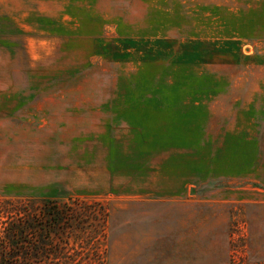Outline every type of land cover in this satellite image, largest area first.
I'll use <instances>...</instances> for the list:
<instances>
[{"label": "rangeland", "instance_id": "obj_1", "mask_svg": "<svg viewBox=\"0 0 264 264\" xmlns=\"http://www.w3.org/2000/svg\"><path fill=\"white\" fill-rule=\"evenodd\" d=\"M48 201L89 263L264 264V0H0V231Z\"/></svg>", "mask_w": 264, "mask_h": 264}, {"label": "trees", "instance_id": "obj_2", "mask_svg": "<svg viewBox=\"0 0 264 264\" xmlns=\"http://www.w3.org/2000/svg\"><path fill=\"white\" fill-rule=\"evenodd\" d=\"M68 215L64 208L48 201L40 207L39 213L1 222L0 264H74L78 257L76 264H105L104 256L98 250L91 263L88 256L73 258L69 255L73 232L85 233L87 228L85 222L74 225ZM106 216L99 219L96 231L105 230Z\"/></svg>", "mask_w": 264, "mask_h": 264}, {"label": "crops", "instance_id": "obj_3", "mask_svg": "<svg viewBox=\"0 0 264 264\" xmlns=\"http://www.w3.org/2000/svg\"><path fill=\"white\" fill-rule=\"evenodd\" d=\"M111 158L115 164H113L112 172H124L126 173L125 178L129 179L139 180L142 178V169H140L142 166V146H139L138 152L135 151V153L111 152ZM56 186L62 185L57 184ZM53 192L56 191L53 189Z\"/></svg>", "mask_w": 264, "mask_h": 264}]
</instances>
